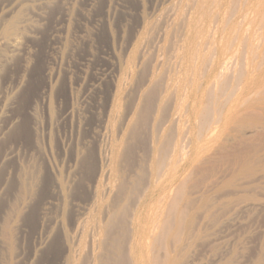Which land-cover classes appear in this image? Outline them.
Listing matches in <instances>:
<instances>
[{
	"label": "rangeland",
	"instance_id": "obj_1",
	"mask_svg": "<svg viewBox=\"0 0 264 264\" xmlns=\"http://www.w3.org/2000/svg\"><path fill=\"white\" fill-rule=\"evenodd\" d=\"M4 1L0 25L18 12L27 28L14 54L0 40V55L16 54L0 70V264H84L90 221L117 204L132 210L148 184L174 170L177 140L183 180L162 203L161 228L148 243L152 264H264V0ZM235 32L244 35L239 44ZM160 134L172 139L156 169L149 164Z\"/></svg>",
	"mask_w": 264,
	"mask_h": 264
},
{
	"label": "bare ground",
	"instance_id": "obj_2",
	"mask_svg": "<svg viewBox=\"0 0 264 264\" xmlns=\"http://www.w3.org/2000/svg\"><path fill=\"white\" fill-rule=\"evenodd\" d=\"M2 1V0H1ZM0 1V2H1ZM4 1V0H3ZM37 1V0H36ZM181 1V0H180ZM202 1V0H201ZM208 1H210V0H208ZM215 2H216V0H214ZM226 1V0H225ZM230 1V0H229ZM245 1V0H244ZM259 1H261V0H259ZM5 2V1H4ZM182 2H186L185 0H182ZM182 2H180V3H182ZM195 2L197 3V2H200V1H196L195 0ZM246 2H248V0L246 1ZM176 4H177V2H175ZM217 3V2H216ZM216 3H214L213 2V4L212 3H210L209 5L210 6H214L215 7V5H216ZM225 3V2H224ZM228 3V2H227ZM232 3V2H231ZM257 3V4H256ZM255 4H256V6L258 5V1L256 2ZM1 4V3H0ZM192 4V3H191ZM215 4V5H214ZM218 4V3H217ZM237 3H235V5H236ZM239 4V3H238ZM261 4V3H260ZM178 5H179V3H178ZM233 5V4H232ZM240 6H242L241 4H239ZM238 5V6H239ZM253 6H254V4H252ZM175 6V5H174ZM180 6V5H179ZM183 6V8H184V5H182ZM205 6V5H204ZM209 6V7H210ZM224 6H225V4H224ZM223 6V7H224ZM229 6H230V4H229ZM228 6V7H229ZM234 6V5H233ZM245 6V5H244ZM243 6V9H246L247 10V8H245ZM262 6V8H263V5H261ZM203 7V6H202ZM206 7V6H205ZM214 7H212L211 9H214ZM232 7V6H231ZM252 7V6H251ZM260 7V6H259ZM258 7V8H259ZM173 7H171V8H169V9H172ZM183 8H182V10H183ZM186 8V7H185ZM201 8V7H200ZM234 8H236V7H234ZM257 8V10H259ZM175 9V8H174ZM188 9V8H187ZM186 9V10H187ZM197 9H198V7H197ZM22 10V9H21ZM179 10H181V9H179ZM199 10V9H198ZM208 10L210 11V8H208ZM207 10V11H208ZM217 10V9H216ZM215 10V11H216ZM226 10V9H225ZM232 10V9H231ZM236 10V12H239V11H237V9H234V10H232L233 12ZM241 10V9H240ZM245 10V11H246ZM208 11V12H209ZM215 11H213V12H215ZM219 11H220V13H221V10H218V13H219ZM243 11V10H242ZM244 11V12H245ZM247 11H249V9L247 10ZM254 11V10H253ZM180 12V11H179ZM233 12H231V13H233ZM241 12V11H240ZM256 12V9H255V11H254V13ZM180 13H182V12H180ZM207 13V12H206ZM216 13V12H215ZM218 14V15H216V18H217V16L219 17L220 15H222V14ZM231 13H230V15H231ZM242 13V12H241ZM252 12H250V14H251ZM260 13V12H259ZM262 13L263 12H261L260 14L262 15ZM1 14V13H0ZM4 14V13H3ZM12 15H13V13H11ZM15 14H16V17L18 18V20L16 21V19H14L13 18V23L11 22V19H10V17H8L9 19V21H10V23L11 24H9V22L7 21V19L5 20L4 19V21H5V24L7 23V24H9L8 26H6L5 24H4V26L5 27H3V24H2V22L4 23V21L2 20L1 21V24L2 25H0V27L2 28H0V30H2L3 31V33L2 34H0V40H1V45H3V46H5L6 47V49H10V50H12L11 52L13 53L14 51H18V43H20V41L18 42V36H19V34H20V36H21V34H22V32L25 30V28H27V27H25V26H23V20L22 19H20V17H18V12L16 13V12H14V17H15ZM211 14H212V10H211ZM227 14V13H226ZM246 16H248L247 14H248V12H245L244 13ZM2 15V14H1ZM10 15V14H9ZM178 15V14H177ZM181 15V14H180ZM208 15V14H207ZM209 15H210V13H209ZM233 15H236V14H233ZM259 15V14H258ZM261 15H259V16H261ZM3 16V15H2ZM6 16V15H5ZM213 16V15H212ZM225 15H223V17H224ZM243 16V15H242ZM242 16H240L239 17V19L240 18H242ZM176 17V16H175ZM214 17V16H213ZM228 17V16H227ZM227 17H226V19H227ZM243 17H245V16H243ZM262 17V16H261ZM5 18V17H4ZM221 18V17H220ZM219 18V19H220ZM234 18V17H233ZM245 18H247V17H245ZM20 19V20H19ZM176 19V18H175ZM178 19H180V18H178ZM191 19V18H190ZM189 19V20H190ZM213 19V18H212ZM230 19H232L231 17L229 18V19H227V21H229ZM253 19H255V18H253ZM252 19V20H253ZM15 20V21H14ZM189 20H187V22L189 21ZM195 20V19H194ZM215 20V19H214ZM213 20V21H214ZM218 20V19H217ZM224 19H221V21H223ZM233 20V19H232ZM231 20V21H232ZM235 20V19H234ZM241 21H238V22H243V20L242 19H240ZM246 20V19H245ZM244 20V21H245ZM256 20H258V18H256ZM7 21V22H6ZM27 21V20H26ZM175 21H177V20H175ZM181 21H182V19H181ZM191 21V20H190ZM220 20H218L217 22H219ZM250 21L251 20H249V22H247L248 24L250 23ZM28 22H30V21H28ZM183 22V21H182ZM208 22H209V20H208ZM224 22H226V21H224ZM26 23V22H25ZM180 23V22H179ZM189 23V22H188ZM191 23V22H190ZM251 23H252V21H251ZM254 23V22H253ZM209 24V23H208ZM213 24V23H212ZM211 24V25H212ZM216 26H217V24L216 23H214ZM222 25L224 24V23H221ZM226 24V23H225ZM228 24H230V26L232 25L231 23H228ZM244 24V23H243ZM248 24H246L247 26H246V28L248 29ZM28 25V24H27ZM26 25V26H27ZM185 25V24H184ZM234 25V24H233ZM232 25V26H233ZM238 25V24H237ZM174 26V25H173ZM186 27L188 26V25H185ZM184 26V27H185ZM193 26V25H192ZM199 26V25H198ZM209 26V25H208ZM213 26V25H212ZM221 26V25H220ZM229 26V25H228ZM227 26V27H228ZM25 27V28H24ZM31 26H29V28H30ZM33 27V26H32ZM171 27V26H170ZM186 27H185V29H186ZM189 27V26H188ZM214 27V26H213ZM227 30H228V28L226 27V26H224ZM224 27H222L223 29V31H224ZM245 27V26H244ZM244 27H242V25H241V28H242V30H243V28ZM172 28V27H171ZM209 28V27H208ZM215 28V27H214ZM217 28V27H216ZM233 28H235V29H237V31L240 29L241 30V28H239L238 29V27H234L233 26ZM232 28V29H233ZM3 29H5V30H3ZM31 29V28H30ZM202 29V28H201ZM210 29V28H209ZM217 29H219V28H217ZM199 30V29H198ZM213 30V32L215 33V31H214V29H211V31ZM239 30V31H240ZM241 30V31H242ZM1 31V32H2ZM208 31H210V30H208ZM222 31V33H224ZM233 31H234V29H233ZM240 31V32H241ZM172 32V31H171ZM218 32H219V30H218ZM218 32H217V34H218ZM229 32H230V29H229ZM239 32V33H240ZM244 32L246 33V29H244ZM248 32V31H247ZM173 33V32H172ZM171 33V34H172ZM197 33V32H196ZM204 33V32H203ZM210 33H212V32H210ZM236 34H235V36H234V38L236 37V39H239V40H236V39H234V38H232V39H234V41L236 40V42L238 43V41H240V38H241V36L243 35L242 33H243V31H242V33H240L241 35H239V37L240 38H237L238 37V32H235ZM187 34H188V32H187ZM216 34V35H217ZM225 34V36L226 35H228V34H226V33H224ZM223 34V35H224ZM184 35V34H183ZM182 35V36H183ZM205 35V34H204ZM211 35V34H210ZM213 35V34H212ZM222 35V36H223ZM247 35V33L245 34V36ZM182 36H181V39H182ZM198 36L200 37L201 35L200 34H198ZM202 36H203V34H202ZM225 36H223V37H225ZM244 36V35H243ZM248 36V38H249V34L247 35ZM24 37V36H23ZM190 37V36H189ZM188 37V38H189ZM213 37V36H212ZM210 38L211 39V41H209L210 43H212L213 41V39H214V37L213 38ZM217 37H219V36H217ZM229 37H230V35H229ZM22 38V37H21ZM206 39H209V37L207 38V37H205ZM205 38H204V40H205ZM226 38H228L227 36H226ZM245 38V37H244ZM23 39V38H22ZM181 39H180V42H181ZM191 39V38H190ZM192 40V39H191ZM195 40H198V39H195ZM203 40V39H202ZM242 41L244 40V39H241ZM247 41L249 40V39H246ZM200 41V40H199ZM198 41V42H199ZM228 42H229V40H227ZM227 41H225V42H227ZM233 41V40H232ZM231 41V43H235V44H237L236 42H232ZM245 41V40H244ZM170 42V41H169ZM180 42H179V44H180ZM196 42V41H195ZM194 42V43H195ZM220 42H221V40H220ZM219 41H218V43H220ZM246 42V41H245ZM22 43V42H21ZM182 43H183V41H182ZM190 43V42H189ZM200 43H203V42H200ZM214 43V42H213ZM170 44V43H169ZM178 44V43H177ZM205 44V43H204ZM221 44H223L222 42H221ZM220 44V45H221ZM239 44V43H238ZM237 44V46H239ZM196 45V44H195ZM206 45H208V42H206ZM21 46V45H20ZM20 46H19V48H20ZM168 46V45H167ZM184 46V45H183ZM186 46V45H185ZM197 46V45H196ZM211 46H213L212 44H211ZM215 46H217L216 44H215ZM229 48H230V50L231 49H233V47H231V45L229 44ZM2 47V46H1ZM190 47V46H189ZM191 47H193L192 45H191ZM201 47V46H200ZM205 47H207V49L206 48H203V47H201V48H203L204 50H207V51H209L210 52V50L212 51V48L211 47H209V46H205ZM208 47L209 48H211V49H208ZM218 47V46H217ZM220 47V46H219ZM3 48V47H2ZM178 49L179 48H181L180 47V45L177 47ZM186 48V47H185ZM236 49L238 48V47H235ZM234 48V49H235ZM3 49H5V48H3ZM2 49V50H3ZM182 49V48H181ZM187 49V48H186ZM191 49V48H190ZM214 49V48H213ZM225 49L226 50H228V47L226 48L225 47ZM195 50V49H194ZM229 50V51H230ZM6 51V50H5ZM175 51H178V50H175ZM228 51V54L229 53H232L233 51L231 50V52H229ZM24 52V51H23ZM189 52H190V50H189ZM195 52H196V50H195ZM214 52H215V49H214ZM227 52V51H226ZM0 53L1 54H3L4 53V51H0ZM6 53V52H5ZM176 53V52H175ZM178 53V52H177ZM176 53V54H177ZM179 53H180V50H179ZM200 53V52H199ZM212 53V52H211ZM216 53V52H215ZM10 54V53H9ZM14 54V53H13ZM12 54V55H13ZM18 54H19V52H18ZM176 54H175V56H176ZM196 54V53H195ZM214 54V53H213ZM212 54V55H213ZM6 55V54H5ZM7 55H8V53H7ZM12 55L10 56L11 57V59L9 58V56L8 57H6V56H3V55H0V56H3V57H0V58H3V60H0V70H1V68L5 65L4 63H6V62H8V61H14V60H12L13 59V57H12ZM178 55V54H177ZM203 55H204V53H203ZM13 56H16V54L15 55H13ZM186 56V55H185ZM184 56V57H185ZM191 56V54L189 53V57ZM197 56H199V55H197ZM197 56H195L196 57V59H199V57L197 58ZM200 56H201V54H200ZM205 57H207V55H204ZM204 56H202V58L204 57ZM211 56V55H210ZM209 56V57H210ZM216 56H217V53H216ZM215 56V57H216ZM230 56V54L228 55V57ZM192 57V56H191ZM227 57V58H228ZM22 58V57H21ZM219 58L220 59H222L223 58V52L221 53L220 52V55H219ZM231 58H233V57H231ZM180 59V58H179ZM179 59H177V61L179 60ZM184 59V58H183ZM182 59V60H183ZM190 60H191V58H189ZM201 59V58H200ZM204 59V58H203ZM211 59V58H210ZM219 59V60H220ZM215 60V59H214ZM22 61V60H21ZM185 60H183V62H184ZM211 61V60H210ZM222 62H223V60H221ZM224 61H225V59H224ZM229 61V60H228ZM179 62V61H178ZM191 62H193L192 60H191ZM201 62H202V60H201ZM203 62H205V60L203 61ZM207 62H209L208 61V59H207V61H206V63L205 64H208ZM212 62V61H211ZM220 62V61H219ZM9 63V62H8ZM173 63V62H172ZM199 63V62H198ZM223 63H225V62H223ZM4 64V65H3ZM10 65H11V63H9ZM184 64V63H183ZM189 64V63H188ZM204 63H203V65L204 66H208V65H205ZM209 64H210V62H209ZM220 64V63H219ZM9 65V66H10ZM171 65V64H170ZM174 65V64H173ZM177 65V64H176ZM201 66H202V63L200 64ZM212 65H213V63H212ZM230 65V64H229ZM8 66V65H7ZM172 66V65H171ZM175 66V65H174ZM213 66H215V64L213 65ZM217 66V65H216ZM215 66V67H216ZM219 66V65H218ZM217 66V67H218ZM226 66V65H225ZM176 67H177V69H176ZM176 67H171V68H174V69H176V71H178L179 69H178V66H176ZM181 68H180V72H181V69L182 70H184V68H182V65L180 66ZM192 67H193V65H192ZM203 67V66H202ZM209 67H210V65H209ZM209 67L208 68H206L207 70L209 69ZM214 67V68H215ZM216 67V68H217ZM222 67V66H221ZM227 67H231V66H227ZM196 68V67H195ZM215 68V69H216ZM219 68V67H218ZM169 69V68H168ZM203 69H205V68H203ZM206 69L204 70V71H206ZM5 70H8V68L7 69H5ZM167 70V69H166ZM171 70V72H172V69H169V71ZM191 70V69H190ZM197 70H199L198 69V67H197ZM219 70H220V68H219ZM218 70V71H219ZM222 70H223V72H224V69L222 68ZM221 70V71H222ZM3 71V70H2ZM2 71H0L1 73H2ZM204 71H202V73L203 74H200L199 73V76L201 75H204ZM191 72V71H190ZM6 73V72H5ZM175 73V70L173 71V73L172 74H174ZM177 73V72H176ZM206 73V72H205ZM220 72H217V74H219ZM171 74V73H170ZM178 74V73H177ZM180 74V73H179ZM184 74V76H185V74L186 73H183ZM213 74V73H212ZM221 74V73H220ZM222 75V74H221ZM220 75V76H221ZM174 78H175V76L174 75H172ZM172 76H170L169 75V81H170V83H171V78H173ZM200 76V77H201ZM2 77H4V75L2 76ZM218 76L216 75L215 76V79L217 78ZM5 78V77H4ZM186 78V77H185ZM202 78V77H201ZM212 80H214V77L213 78H211ZM211 79H209L210 81H211ZM218 79H220L219 77H218ZM1 80V79H0ZM176 80V79H175ZM184 80V79H183ZM194 80L195 81H197L195 78H194ZM194 80H192V81H194ZM2 81V80H1ZM0 81V82H1ZM168 81V82H169ZM178 81H181V77H180V80H179V78H178ZM214 81H216V80H214ZM218 81V80H217ZM198 82V81H197ZM195 82H193L192 83V85L194 84ZM199 83V82H198ZM198 83H195V85L197 84L198 85V87L200 86ZM212 83H214V82H211V84ZM217 83V82H216ZM169 84V83H168ZM166 85V86H168V88L166 87V89H168L169 90V88H170V84L169 85ZM176 84H177V82H176ZM175 84V85H176ZM183 84V83H182ZM185 84V83H184ZM183 84V85H184ZM203 84V83H202ZM2 85V83L0 84V86ZM194 85V86H195ZM182 86V85H181ZM180 86V87H181ZM202 86V85H201ZM212 86V85H211ZM2 87V86H1ZM174 87V86H173ZM175 88V87H174ZM182 88V87H181ZM195 88H197V86H195ZM201 88V87H200ZM200 88H197V90H199ZM206 88V87H205ZM215 88V87H214ZM165 89V90H166ZM180 89V88H179ZM203 89H204V84H203ZM202 89V90H203ZM171 90V89H170ZM182 90V89H181ZM184 90V89H183ZM193 90V89H192ZM212 90V89H211ZM2 91V90H1ZM172 91H174V89L172 90ZM208 91V90H207ZM165 92V94H167L168 92L167 91H164ZM180 90H179V93L178 94H180ZM190 92H192V91H190ZM194 92V91H193ZM192 92V93H193ZM197 92V91H196ZM199 92V91H198ZM210 92V91H209ZM209 92H206V94L205 95H209L208 93ZM173 93V92H172ZM172 93H170V94H172ZM175 93V92H174ZM211 93V92H210ZM164 94V95H165ZM181 94H184V93H182L181 92ZM195 94V93H194ZM199 96H200V94L199 93H197ZM201 94H202V92H201ZM5 95V97H6V94H4ZM168 95V94H167ZM167 95H166V97H167ZM175 96L177 95V93L176 94H174ZM1 96V95H0ZM162 96V95H161ZM170 96V95H169ZM174 96V97H175ZM194 96V95H193ZM204 96V95H203ZM164 97V96H163ZM166 97H165V99H166ZM182 97V96H181ZM4 98V97H3ZM162 98V97H161ZM176 98V97H175ZM183 98V97H182ZM191 98V96L189 97V99ZM9 99H11V97L10 98H8V102L7 103H9L10 101H9ZM164 99V98H163ZM179 99V98H178ZM181 99V98H180ZM179 99V100H180ZM188 99V100H189ZM204 99H206V97L204 98ZM4 100V99H3ZM13 100V99H12ZM11 100V101H12ZM195 100H196V98H193V100L191 101V106H193V108L192 107H190V106H188L190 109H193L191 112H192V115H194L195 116V114L197 115V113L198 112H196V108H195V105H194V102H195ZM200 100V99H199ZM203 100V99H202ZM1 101V100H0ZM162 102H163V100H161ZM160 101V104L162 103ZM181 101V100H180ZM190 101H188V103L190 102ZM13 102H14V100H13ZM166 102H167V99H166ZM2 103V102H1ZM5 103V102H4ZM156 103H158V102H156ZM10 104H12V103H10ZM164 104V103H163ZM181 103H179V105H180ZM5 105H6V103H5ZM13 105V104H12ZM11 105V106H12ZM158 105H159V103H158ZM178 105V104H177ZM184 105V104H183ZM200 105H202L201 103H200ZM0 106H1V104H0ZM14 106V105H13ZM144 106V105H143ZM156 106V105H155ZM160 106V105H159ZM163 106H166L165 104L163 105ZM184 106H186V105H184ZM9 107H10V105H9ZM177 107H179V106H176V108ZM187 107V109H189ZM13 108V107H12ZM142 108V107H141ZM176 108H175V110H176ZM186 108V107H185ZM184 108V109H185ZM9 109V108H8ZM154 110H155V112L157 113V110L155 109V108H153ZM182 109V108H181ZM183 109V110H184ZM189 109V110H190ZM140 110V109H139ZM178 110V109H177ZM183 110H181V111H183ZM5 111H8V110H5ZM188 110H185L184 111V113L185 112H187ZM148 112V111H147ZM4 113V112H3ZM6 113V112H5ZM137 113V112H136ZM149 113V112H148ZM162 113H164V112H162ZM162 113H159V114H162ZM175 113H177L178 114V112L177 111H175ZM0 114H2V113H0ZM138 114V113H137ZM141 114V113H140ZM143 114V113H142ZM201 114H203V113H201ZM201 114H199V115H201ZM4 115V114H3ZM2 115V116H3ZM144 115V114H143ZM172 115V114H171ZM138 116H140V115H138ZM144 116H146L147 117V115H144ZM174 116V115H173ZM191 116V115H190ZM192 117V116H191ZM173 118V117H172ZM156 119V118H155ZM180 120L182 119V117L180 116V118H179ZM15 120V119H14ZM14 120L12 121V119H11V121H10V123L11 122H14ZM131 120V119H130ZM137 119H135V121H136ZM157 120V119H156ZM161 120H163V118H161ZM161 120L159 119V122L160 123H162L161 122ZM174 120V119H173ZM179 120V121H180ZM155 121V120H154ZM158 122V123H159ZM178 121H176V124H179V122L177 123ZM182 122H183V120H182ZM182 122H180L181 124H182ZM131 123V122H130ZM135 123V122H134ZM139 123V122H138ZM157 123V122H156ZM185 124V123H184ZM138 125V124H137ZM153 125V124H152ZM183 125V124H182ZM180 125L181 126V128L184 126V127H186V126H188V125ZM134 126V125H133ZM179 126V125H178ZM179 126V127H180ZM189 127V126H188ZM134 129L136 130L137 128H135L134 127ZM154 129V128H153ZM160 129V128H159ZM165 130V129H164ZM163 130V131H164ZM176 130H180V129H178V127L176 128ZM184 130H186L185 128H184ZM183 130V131H184ZM154 131H157V129H155ZM166 131H167V129H166ZM164 132V134L165 133H167V132ZM179 132V131H178ZM15 133H17L16 131L14 132V134ZM155 133V132H154ZM154 133L152 132V134L154 135ZM159 133V132H158ZM163 133V132H162ZM182 133V132H181ZM132 134V133H131ZM163 134V135H164ZM183 135H185L184 133H182ZM130 135V134H129ZM160 137H161V134L159 135ZM169 136V135H168ZM153 137H155V136H153ZM157 138V137H156ZM162 139H161V141H160V139H159V137L157 138L158 139V142H156V143H154L155 141H153L152 143H153V147H152V155H151V164H149L151 167L152 166H154V167H156V169H159V167H163V165H162V160L160 159V155L161 154H165L164 153V151H167V150H165V147H166V143H167V138H169V139H172V137L170 138V137H161ZM126 139V138H125ZM157 139H156V141H157ZM177 139V138H176ZM117 140V139H116ZM123 140V139H122ZM154 140V139H153ZM181 140V139H180ZM118 142H119V140H117ZM170 141V140H169ZM171 142L172 141H170L169 142V144L170 145H173V142H172V144H171ZM178 142V143H177ZM176 144L177 145H175V146H177L175 149H174V151L172 152L175 156H174V160H176L175 162H172V163H174V165H173V168H174V170L172 171V168H171V164L172 163H170V165H168V166H170L169 168H171V171H169V169H168V171H167V169H166V171H165V173H163V174H161L160 172V174L162 175V176H158V174L157 175H155L154 173V175H155V177L156 176H158V177H156V182H151V184H148V186H147V188H146V190H145V192H143L144 190H142V197L140 196V197H138V199H139V201H138V203H137V205L135 206V204H134V206L135 207H133V209L131 210L130 208L129 209H118V205L119 204H117V206L116 205H114L113 206V208H112V212L109 214L110 216H108L107 215V217L104 219V220H98L97 219V221H92L91 219H92V217H91V219H89V220H91L90 221V224H91V222H92V224H91V230L89 231V232H91V234H90V241H91V255H90V257H89V261H88V263L86 262V260H85V258L86 257H88V255L86 256V257H84V261L85 262H83L84 264L85 263H87V264H152L153 263V258H150L149 257V254L151 253V254H153L152 252H150L149 250H150V248H153L152 246H150V248H149V244L148 243H150V241L149 240H151L152 238H154L155 237V235L159 232V230H160V228H161V224H162V222H163V218H164V212H166V210H163V204L162 203H164L165 204V202H166V200L167 199H169L170 200V198H168V197H170L169 196V194H170V192H172V193H174V191L176 190H178L177 189V186L179 187V185L181 184L180 183V179H182L181 177H183V175H182V173H183V171L181 170V169H178V165H177V162H178V160H179V157H178V154H179V152H180V141H176ZM115 146V145H114ZM174 146V145H173ZM174 146V147H175ZM172 147V146H171ZM121 148H123V147H121ZM168 149V148H167ZM122 150V149H121ZM169 151H171L170 149H169ZM114 153H115V151H114ZM119 152H117V154H118ZM166 155V154H165ZM158 157V158H157ZM162 157V156H161ZM163 157H165V156H163ZM173 160V161H174ZM86 161V160H85ZM168 161V160H167ZM165 161H163V163H164ZM110 165V164H109ZM148 165V167H150ZM111 166V165H110ZM118 166V165H117ZM116 166V167H117ZM175 166V167H174ZM119 167V166H118ZM150 167V168H151ZM111 169V168H110ZM109 169V170H110ZM113 169V168H112ZM111 169V170H112ZM149 169V168H148ZM29 170V169H28ZM150 171V170H149ZM156 171V170H155ZM151 172H152V170H151ZM110 174V173H109ZM109 176H111V174L109 175ZM114 176H116V175H114ZM33 177V176H32ZM152 177L153 178H155L153 175H152ZM116 178H117V176H116ZM159 178H161L160 180H159ZM118 179V178H117ZM183 180V179H182ZM110 181V180H109ZM121 181V180H120ZM177 182H179L177 185H176V183ZM181 182H183V181H181ZM112 184V183H111ZM114 185V184H113ZM32 187V186H31ZM175 187V190L173 189ZM23 188V187H22ZM120 188H121V186H120ZM123 188V187H122ZM26 189V188H25ZM174 191H173V190ZM28 190H29V188H28ZM31 190V189H30ZM28 192V191H27ZM29 193V192H28ZM28 193H26V194H28ZM115 195V194H114ZM124 195V194H123ZM125 196V195H124ZM19 197H21V196H19ZM120 198H121V196H119ZM112 198V197H111ZM141 198V199H140ZM20 199V198H19ZM113 199V198H112ZM115 200H113V201H116V198H114ZM118 200V199H117ZM97 201V200H96ZM112 201V200H111ZM112 201V202H113ZM168 201V200H167ZM104 202H107V200L106 201H104ZM121 202V201H120ZM96 203V202H95ZM94 203V204H95ZM114 203V202H113ZM118 203V202H117ZM97 204V203H96ZM108 204V203H107ZM116 204V203H115ZM162 204V205H161ZM102 205H104V204H102ZM102 205L100 204V207H101V209H102ZM113 205V204H112ZM112 205H108V206H112ZM170 205V204H169ZM92 206V205H91ZM98 206V205H97ZM99 207V206H98ZM106 207V206H105ZM109 207V208H110ZM132 207V206H131ZM166 208H170V207H165V209ZM95 209H96V207H95ZM94 209V210H95ZM117 209V210H116ZM17 211V210H16ZM102 211H103V209L101 210V213H102ZM167 211H168V209H167ZM104 212V211H103ZM105 212H107V211H105ZM118 212H120V214H121V217H119L118 216ZM91 213V212H90ZM95 213H96V211H95ZM106 214V213H105ZM92 214H90V216H91ZM93 215L96 217V216H98V215H96V214H94V212H93ZM101 215H103V214H101ZM89 215H88V218L90 217ZM99 217H101L100 215H99ZM94 218V217H93ZM102 218V217H101ZM87 219V218H86ZM96 218H94V220H95ZM89 220H87V221H89ZM84 223H87V222H85L84 221ZM6 224V222H4V225ZM8 224V223H7ZM6 224V226H8ZM89 224V223H88ZM86 226H83V228H85ZM6 228V227H5ZM5 232H6V230H4ZM4 232V233H5ZM8 233V232H7ZM85 234V233H84ZM87 236V235H86ZM60 238V237H59ZM58 238V239H59ZM88 238V237H87ZM64 239V238H63ZM56 240V239H55ZM153 240V239H152ZM152 242V241H151ZM83 243V242H82ZM81 243V244H82ZM87 243V242H86ZM85 243V246H87V244ZM80 244V245H81ZM51 245H52V243H51ZM83 245V244H82ZM81 245V246H82ZM90 245V244H89ZM150 245H152V243H150ZM84 246V245H83ZM82 246V247H83ZM88 247V246H87ZM86 248V247H85ZM96 249V251H99V252H96L95 251V249ZM80 250H82V248L80 247ZM83 250H84V248H83ZM86 250V249H85ZM89 250H90V248H89ZM148 252H149V254H148ZM88 253H89V251H88ZM89 253V254H90ZM79 254H81V253H79ZM147 254H148V257H147ZM83 255V254H82ZM83 258V257H82ZM77 260V259H76ZM70 261V260H69ZM74 263H77L76 261L74 262ZM82 263V262H81ZM77 264H79V263H77Z\"/></svg>",
	"mask_w": 264,
	"mask_h": 264
}]
</instances>
